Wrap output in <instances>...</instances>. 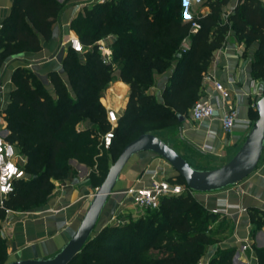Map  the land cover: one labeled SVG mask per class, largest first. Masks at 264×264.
I'll use <instances>...</instances> for the list:
<instances>
[{
	"label": "trees",
	"instance_id": "trees-1",
	"mask_svg": "<svg viewBox=\"0 0 264 264\" xmlns=\"http://www.w3.org/2000/svg\"><path fill=\"white\" fill-rule=\"evenodd\" d=\"M208 9L205 15L181 20V0H108L84 8L69 24L82 53L70 48L62 60L66 83L55 72L47 75L49 89L29 71L16 69L11 75L15 89L1 112L13 144L23 159L25 178L13 182V190L0 208L6 212L27 211L44 204L55 181L72 178L68 161L90 170L93 188L103 180L108 166L120 150L152 127L168 128L185 118L199 99L202 75L212 52L222 47L228 31L246 45L257 43L250 66L251 77L264 89V11L257 0H237L230 14L223 12L229 0H199ZM61 6L54 0H12L10 12L0 25V68L2 58L40 50ZM198 29L190 33V25ZM111 35L110 63L97 53L96 41ZM188 39L183 51L181 41ZM171 62L168 85L162 103L144 94L155 74L166 71ZM114 65V66H111ZM117 73V76H115ZM128 87L124 108L116 115L113 138L107 149L99 147V137L109 130L101 93L114 81ZM113 93L114 91L111 90ZM252 121L256 119L249 110ZM92 128H79L84 122ZM104 150L106 159L98 158ZM110 163V164H109ZM28 176V179H26ZM183 186L180 177L166 180ZM146 218L122 225H105L95 232L69 264H199L205 248L217 243L219 227L208 231L209 220L218 215L206 212L185 187L180 195L160 199L158 207L146 210ZM254 213H250L253 222ZM158 249L159 258L145 253ZM234 249L217 250L206 264H231ZM264 264V255H257ZM6 262L4 241L0 239V264Z\"/></svg>",
	"mask_w": 264,
	"mask_h": 264
},
{
	"label": "crops",
	"instance_id": "crops-1",
	"mask_svg": "<svg viewBox=\"0 0 264 264\" xmlns=\"http://www.w3.org/2000/svg\"><path fill=\"white\" fill-rule=\"evenodd\" d=\"M11 1L0 0V25L10 12ZM54 1L61 6V10L51 25L49 39L43 41L39 38L40 50L9 56L1 65L0 116L1 132L5 139L9 132L1 112L8 105L10 94L15 89L11 82L12 73L16 69H25L47 89V75L50 72L57 73L66 83L62 60L69 48L68 39L74 37L69 24L84 8L96 4V0ZM236 4L237 0H229L223 12L230 14ZM181 8V20L184 22L192 16L208 13L199 0H181ZM114 40L110 36L102 44L105 60L111 58L110 46ZM180 46L187 48L188 39L182 40ZM256 50V42L246 45L237 40L232 31H228L222 47L212 52L203 74L211 75L229 93V103L236 112L229 133L222 132L220 113L216 112L213 118L200 122H192L188 115L181 122L177 121V149L174 144L170 145L168 141L154 135L168 144L192 168L211 170L223 165L234 155L249 131L252 121L249 110H254L255 102L264 94L262 83L252 79L250 73ZM169 67L163 73L155 74L156 81L144 92L157 103H162L161 94L168 85L174 64ZM127 95L128 87L116 80L103 91L100 103L104 110L111 109L119 114ZM199 97L207 98L212 105L216 102V94L211 88H206ZM203 146L209 149H203ZM68 164L75 175L65 181H55L44 204L27 211L8 212L0 220V239L4 241L6 262L51 258L73 235L90 200L92 188L86 167L73 160L68 161ZM175 176V172L152 153L141 152L132 156L120 172L113 193L107 198L100 214V228L109 224V219L117 213L118 203L127 202L119 195L120 192L130 187L147 186L154 177L170 180ZM192 197L206 212L218 215L220 221L227 223L226 230H219L216 236L219 241L207 247L202 264H206L217 250L223 249H234L232 264H259L257 255H264V148L255 169L245 179L217 192L192 193ZM127 212L131 210L126 205L123 213ZM250 213L255 214L253 222ZM242 246H246V249L241 250Z\"/></svg>",
	"mask_w": 264,
	"mask_h": 264
},
{
	"label": "water",
	"instance_id": "water-1",
	"mask_svg": "<svg viewBox=\"0 0 264 264\" xmlns=\"http://www.w3.org/2000/svg\"><path fill=\"white\" fill-rule=\"evenodd\" d=\"M256 119L245 135L240 147L223 165L211 170L192 168L171 147L159 138L143 134L126 144L91 195L82 218L70 239L51 258L13 261L5 264H69L95 233V226L107 198L127 161L141 152H149L166 163L183 181L191 193L206 194L236 185L255 169L264 148V94L255 102ZM181 122L182 118L178 117ZM232 264V263H231Z\"/></svg>",
	"mask_w": 264,
	"mask_h": 264
},
{
	"label": "built area",
	"instance_id": "built-area-1",
	"mask_svg": "<svg viewBox=\"0 0 264 264\" xmlns=\"http://www.w3.org/2000/svg\"><path fill=\"white\" fill-rule=\"evenodd\" d=\"M108 0H96L97 4H103ZM264 8V0H258ZM198 29L196 24L190 25V33H195ZM69 48L75 53H81L82 47L77 38L71 37L68 39ZM183 51L186 49L182 46ZM206 88L216 94V102L212 105L207 98L199 97L188 110V117L192 122H200L201 120L211 119L214 113L219 112L220 128L223 133H229L233 127L236 112L232 105L229 103V93L223 86L217 82L211 75H203L201 79L200 93L204 92ZM105 120L109 125V130L99 137V147L107 149L113 138V126L116 123V112L111 109L105 110ZM2 118L0 116V208L3 206V202L6 200L9 194L13 190V182L22 180L25 178L22 170L23 159L19 155L17 148L6 141L3 137ZM203 149L208 150V146H203ZM184 190L183 186L177 184H170L166 180L152 178L147 186L144 187H130L122 192V196L126 203L120 202L117 206V213L109 219L108 225H122L123 218L121 214H124L125 206L129 207V210L146 211L154 210L158 207L160 199L164 197H172L180 195ZM223 212V211H222ZM8 212H6L7 214ZM246 249V246H242L241 250Z\"/></svg>",
	"mask_w": 264,
	"mask_h": 264
},
{
	"label": "rangeland",
	"instance_id": "rangeland-1",
	"mask_svg": "<svg viewBox=\"0 0 264 264\" xmlns=\"http://www.w3.org/2000/svg\"><path fill=\"white\" fill-rule=\"evenodd\" d=\"M110 36L111 35H107V36L102 38V33H101V35L99 36L98 40L96 41V46H97V53L99 54L100 59L103 60L104 63H110L111 64L109 59L105 60L104 57L102 56V44H104L106 42L105 41L106 38H108ZM81 53H82V51H81ZM81 53H78V54L80 55ZM1 60L4 61L5 58H2ZM171 64L173 65L174 62H171ZM111 66H114V65H111ZM155 81H156V78L153 79V84H154ZM101 100H102V93H101V97L99 98V102H101ZM116 115H118V114H116ZM252 123H253V121L250 122V127H251ZM114 126H113V129H114ZM78 127L79 128H92L91 124L88 123L87 121L84 122L83 124H80ZM177 127H178L177 125H175L173 127H168V128H161V127H158V126L157 127H152L151 128V133L154 134L155 136H158V137L164 139V141H168L170 143V145L174 144V146L177 149V141H178V138H179V134H178L179 132L177 130ZM97 157L101 158V159H106L105 151L104 150H99V154H98ZM68 166L71 169L69 164H68ZM84 167H86V166H84ZM86 169H87V172L89 174V171L92 170V169L95 170V167H92V168L86 167ZM71 171H72V169H71ZM72 173H73V175H75L74 171H72ZM162 177L164 178V175H162ZM26 179H28V176H26ZM90 186L92 188V194H93L97 187L93 188L92 185H90ZM149 214L150 213H147L146 211H143V210L142 211H136V212H134V210H133V211H131L129 213L127 212V213L121 214L119 216H121V218H123V221H122L123 224H127L128 221H135L138 218H146ZM100 218L101 217H99V219H98V221L96 223L95 232H98L101 229L100 228L101 227V219ZM216 221H217V224H216ZM220 223H221V221L218 218L210 219L209 220L208 231L209 232L213 231L216 227H219ZM207 247L205 248V251H206ZM205 251H204L202 257L200 258V260L198 261L199 264H202L204 256L206 255ZM145 254L148 255V256H156L157 255V257H159V258H161V257L166 255L165 252L159 251L158 249H150Z\"/></svg>",
	"mask_w": 264,
	"mask_h": 264
}]
</instances>
